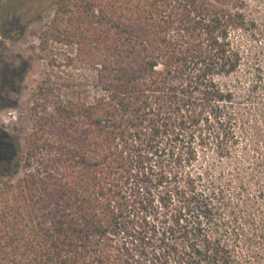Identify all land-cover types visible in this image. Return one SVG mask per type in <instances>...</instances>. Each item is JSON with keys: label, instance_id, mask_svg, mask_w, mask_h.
I'll return each instance as SVG.
<instances>
[{"label": "trees", "instance_id": "trees-1", "mask_svg": "<svg viewBox=\"0 0 264 264\" xmlns=\"http://www.w3.org/2000/svg\"><path fill=\"white\" fill-rule=\"evenodd\" d=\"M41 2V77L0 97L27 130L0 127V264H264L251 0Z\"/></svg>", "mask_w": 264, "mask_h": 264}, {"label": "rangeland", "instance_id": "rangeland-1", "mask_svg": "<svg viewBox=\"0 0 264 264\" xmlns=\"http://www.w3.org/2000/svg\"><path fill=\"white\" fill-rule=\"evenodd\" d=\"M41 1L0 0V97L2 95L8 96L11 106L17 104L21 110L45 67V62L37 58L40 52L37 49L38 41L36 35L42 23L52 14V6L45 7L46 5ZM251 4V16L257 20L263 34L257 43L247 42L245 48L248 50V53L255 55L259 63L264 65V0H251ZM38 14L41 15L40 18L37 16ZM20 59L26 60L30 68L25 73L20 94L15 95L9 91L11 90L13 77L16 73L14 65ZM251 79L252 77L244 70L239 72L235 77V81L238 84H235L237 85L236 91L241 94H247V88L252 81ZM226 81L231 82V79L228 78ZM257 93L264 98V88H259ZM237 101L242 102L243 100L239 99ZM259 101L261 100L257 97L252 104L248 105L247 112L255 118L260 119L263 123L259 121V126L264 127V104H260ZM236 112L239 117L242 110L236 109ZM17 117V109L10 106L2 107L0 100V127L14 134L19 140L21 147L24 148L27 130L26 127H23V129H16L15 131L14 126L17 122ZM245 137L246 133L241 140L244 141ZM195 146L197 150L200 149L198 145ZM205 155V160H213L209 150L205 151ZM214 162L218 163L219 167L220 163L216 160ZM226 164H228V161L222 162V166ZM257 175L261 180H264V171L258 172ZM248 192L249 194H254L252 186H248Z\"/></svg>", "mask_w": 264, "mask_h": 264}]
</instances>
